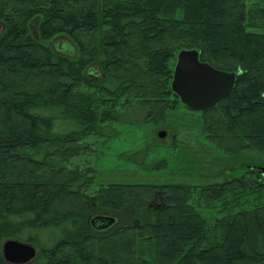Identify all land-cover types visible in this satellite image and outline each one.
Masks as SVG:
<instances>
[{"label": "trees", "instance_id": "trees-1", "mask_svg": "<svg viewBox=\"0 0 264 264\" xmlns=\"http://www.w3.org/2000/svg\"><path fill=\"white\" fill-rule=\"evenodd\" d=\"M38 16L44 40L75 34L79 58L63 56L64 48L51 49L31 35L30 23ZM0 22L6 25L0 35V264H8L2 244L9 239L40 249L29 264L264 260L262 206L234 212L235 203L211 227L188 185L120 181L90 199L81 195V176L59 173L52 157V151L65 154L97 130L99 106L146 100L153 93L164 99L167 87L174 93L170 62L184 49L238 73L232 94L203 110L206 135L230 154L264 155V6L248 0H0ZM84 33L95 35L91 43L78 39ZM86 88L95 94L83 92ZM139 105L162 118L167 114L163 104ZM103 117H111L110 110ZM227 119L234 122L231 128ZM249 173L254 177L245 173L202 189L201 200L211 205L231 192L263 190L264 172ZM160 193L162 203L153 209ZM98 214L123 222L104 232L108 228H99L101 222L93 224Z\"/></svg>", "mask_w": 264, "mask_h": 264}, {"label": "rangeland", "instance_id": "rangeland-1", "mask_svg": "<svg viewBox=\"0 0 264 264\" xmlns=\"http://www.w3.org/2000/svg\"><path fill=\"white\" fill-rule=\"evenodd\" d=\"M248 2L264 6V0H248ZM180 15L183 16V13L180 12ZM42 21L43 17L39 16L31 21V35L51 49H54L56 44L64 48L60 50L63 56L79 58L80 48H77L75 34L62 32L51 39L44 40L40 28ZM5 31L6 27L2 30L1 35ZM78 35V39L85 44L91 43L89 41L95 36L85 33ZM70 48H75L73 55L70 53ZM177 57L178 52L170 62L173 75ZM115 61V64L119 66L121 60L116 58ZM100 72L103 75L98 80H103L106 74L105 68L100 67ZM166 83L169 84L170 80L166 79ZM83 92L95 94V89L86 88ZM98 98L100 99V97ZM131 99L117 100L118 105L106 103V105L99 106V126L96 131L77 140L70 147L68 146L66 148L68 151L65 154L52 151V157L55 159L59 173H69L70 177H74L76 174L81 176L82 196L94 199L99 196L101 190L112 187L113 184L120 181L159 186L164 184L188 185L194 189V205L211 227L217 219L231 213L234 208L232 205L235 203L237 205L233 209L234 212L251 210L258 206L264 207V189L258 192L253 189V193L248 191L243 196H236L231 192L220 202L211 205H205L200 198L202 189L230 181L245 173L250 177L252 176L249 173L251 169L257 172L263 171L264 155L261 152L243 150L238 154H230L225 151L222 148L224 146L214 142L203 131L204 112L189 109L178 96L170 92L168 87L164 99L157 98L154 93L146 100L137 97L128 104L127 102ZM145 102L166 106L167 114L163 115L165 118L157 116L156 113L153 115L150 106L139 105ZM107 109L110 110L111 117L105 119L103 112ZM225 122L230 128L234 123L233 121L229 123L228 119ZM162 131H167L165 138L159 136ZM262 188L259 187V189ZM161 196L163 197L161 193L158 194L153 209L160 207ZM75 199L73 197L71 201L74 202ZM129 208L128 206L126 212L130 210ZM148 212L152 211L148 210ZM100 215L116 219L115 224L104 232L111 231L123 222V219L115 215L98 214L97 216ZM35 247L39 254L40 249ZM87 249L90 251V247L87 246ZM117 249V246H113L115 258L118 255ZM251 264H264V260Z\"/></svg>", "mask_w": 264, "mask_h": 264}, {"label": "water", "instance_id": "water-1", "mask_svg": "<svg viewBox=\"0 0 264 264\" xmlns=\"http://www.w3.org/2000/svg\"><path fill=\"white\" fill-rule=\"evenodd\" d=\"M5 27V24L0 23V35ZM237 77V72L221 70L202 61L198 50L184 49L178 53L171 88L189 109L203 111L215 107L230 96ZM159 136L165 138L167 131L160 132ZM115 221L113 217L99 216L93 220V224L101 222L99 228L107 229ZM2 253L8 264H29L38 256L33 244L16 239L6 240L2 245Z\"/></svg>", "mask_w": 264, "mask_h": 264}, {"label": "bare ground", "instance_id": "bare-ground-1", "mask_svg": "<svg viewBox=\"0 0 264 264\" xmlns=\"http://www.w3.org/2000/svg\"><path fill=\"white\" fill-rule=\"evenodd\" d=\"M33 262V261H32Z\"/></svg>", "mask_w": 264, "mask_h": 264}]
</instances>
